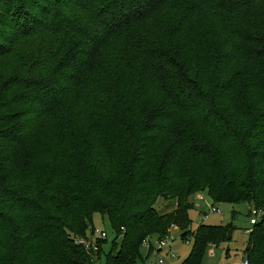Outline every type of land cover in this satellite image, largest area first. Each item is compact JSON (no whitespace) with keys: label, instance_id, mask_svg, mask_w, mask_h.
Instances as JSON below:
<instances>
[{"label":"trees","instance_id":"1","mask_svg":"<svg viewBox=\"0 0 264 264\" xmlns=\"http://www.w3.org/2000/svg\"><path fill=\"white\" fill-rule=\"evenodd\" d=\"M199 192L264 210V0H0V264H138L174 228L203 264L233 227L191 230Z\"/></svg>","mask_w":264,"mask_h":264},{"label":"rangeland","instance_id":"2","mask_svg":"<svg viewBox=\"0 0 264 264\" xmlns=\"http://www.w3.org/2000/svg\"><path fill=\"white\" fill-rule=\"evenodd\" d=\"M201 198L204 200H201ZM191 203L193 209L189 212V216L192 220L191 230L193 232L196 231L201 224L214 226L231 225L233 227L231 241L229 243H222L219 247H216L214 244L209 245L203 264H245L246 257L244 255V249L248 240L247 230L252 229L250 223V205L247 203L235 206L229 204H217L215 206L220 209L221 213H210V207L213 206V202L205 192L195 194L191 198ZM162 208H164V203L163 201H160L158 209L161 210ZM204 213H207V219H205ZM93 221L94 231L88 233V236L94 238L97 236L98 232H106L108 239L103 248L107 255L113 246L116 234L108 219L106 218L103 220L100 214H96ZM157 239L153 238L151 240V244L155 250L153 249L148 253L150 248L149 243L142 248V256L145 258L148 254L149 255L144 259V262L140 261L138 264H158L160 260H163L162 264H183L193 248V239H181V232L175 228L172 229L166 237H163L162 240L159 241ZM161 241H168L169 244L163 250L158 251L159 242ZM121 242L122 237L117 241V245L119 246ZM212 248H214L213 255L210 254ZM103 263H105V257L103 258Z\"/></svg>","mask_w":264,"mask_h":264},{"label":"built area","instance_id":"3","mask_svg":"<svg viewBox=\"0 0 264 264\" xmlns=\"http://www.w3.org/2000/svg\"><path fill=\"white\" fill-rule=\"evenodd\" d=\"M201 200H204L203 198H201ZM210 213H217V214H220L221 211L220 209L216 208V207H211L210 208ZM208 216L205 217V219L207 218ZM262 218H264V210L262 209H256V208H252L251 209V219H250V223L252 226L256 225ZM251 230H247V232L249 233ZM107 237V233L106 232H98L97 233V236H95L93 238V242L91 241H87V240H82L80 243L82 245L85 246L86 249H94L96 250V246L94 245V242L96 239L98 238H105ZM169 244L168 241H161L159 242V248L157 250H163L165 247H167ZM215 248V246H214ZM214 248H212L210 250V254L213 255L214 254ZM163 263V260H160L158 264H162ZM245 264H249V262L247 260H245Z\"/></svg>","mask_w":264,"mask_h":264},{"label":"water","instance_id":"4","mask_svg":"<svg viewBox=\"0 0 264 264\" xmlns=\"http://www.w3.org/2000/svg\"><path fill=\"white\" fill-rule=\"evenodd\" d=\"M229 235H230V236L232 235V231L229 232Z\"/></svg>","mask_w":264,"mask_h":264},{"label":"crops","instance_id":"5","mask_svg":"<svg viewBox=\"0 0 264 264\" xmlns=\"http://www.w3.org/2000/svg\"><path fill=\"white\" fill-rule=\"evenodd\" d=\"M207 218H208V217H207ZM207 218H206V219H207Z\"/></svg>","mask_w":264,"mask_h":264}]
</instances>
